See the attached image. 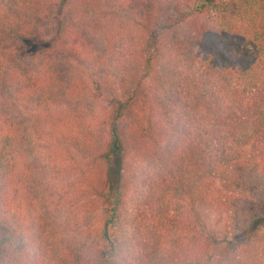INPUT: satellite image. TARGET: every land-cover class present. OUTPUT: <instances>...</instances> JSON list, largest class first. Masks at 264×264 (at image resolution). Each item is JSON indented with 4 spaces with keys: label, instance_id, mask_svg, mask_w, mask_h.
I'll return each mask as SVG.
<instances>
[{
    "label": "trees",
    "instance_id": "trees-1",
    "mask_svg": "<svg viewBox=\"0 0 264 264\" xmlns=\"http://www.w3.org/2000/svg\"><path fill=\"white\" fill-rule=\"evenodd\" d=\"M0 213L47 264H264V0H0Z\"/></svg>",
    "mask_w": 264,
    "mask_h": 264
},
{
    "label": "clouds",
    "instance_id": "clouds-1",
    "mask_svg": "<svg viewBox=\"0 0 264 264\" xmlns=\"http://www.w3.org/2000/svg\"><path fill=\"white\" fill-rule=\"evenodd\" d=\"M0 264H47L36 229L0 213Z\"/></svg>",
    "mask_w": 264,
    "mask_h": 264
}]
</instances>
